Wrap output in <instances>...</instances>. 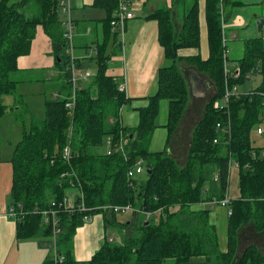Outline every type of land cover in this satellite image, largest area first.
<instances>
[{
	"label": "trees",
	"instance_id": "1",
	"mask_svg": "<svg viewBox=\"0 0 264 264\" xmlns=\"http://www.w3.org/2000/svg\"><path fill=\"white\" fill-rule=\"evenodd\" d=\"M120 0H94L93 5L104 10L106 32ZM129 3L130 0H123ZM199 1L170 0L145 16L156 20L157 39L164 49V63L157 70L156 90L146 97L147 105L138 109L135 127L121 126V108L129 102L117 77L107 74L106 43L115 41L116 33L96 46L95 56L85 64L71 59L65 27L59 15L60 0H0V117L5 112L2 97L15 92L14 79L18 59L29 53L36 28L42 27L48 36L53 65L58 70L59 96L45 100V117L32 122L24 131L10 157L12 168L8 207L16 210V237L25 239L49 233L42 225L40 209L51 201H59L79 182L83 202L91 208L89 214H102L103 225L117 226L123 232L121 241L105 238L90 259L77 262L72 256L73 238L78 227L85 224V212L59 214L61 232L59 252L66 264H260L261 254L248 246L236 259L233 241L240 225L253 220L257 230H264V151L253 144L251 131L264 116V39L261 36L243 40V56L235 67L238 77L224 75L226 45L222 43V19L229 0H204L209 54L183 57L180 48H197L200 43ZM27 4V9H26ZM229 9V12H228ZM230 8L227 6V16ZM264 17V16H263ZM178 19H180L178 21ZM79 70L90 69L89 82L77 91L73 109L65 106L71 91L70 64ZM205 74L213 86L200 119L191 132L187 160L180 166L167 152L188 101V89L182 64ZM261 75L260 84L249 93L232 96L228 106L214 108L225 88L241 85L250 75ZM167 101V140L165 148L149 150L151 135L157 127L160 102ZM222 131L216 124H227ZM257 129V128H256ZM111 138L113 152H98ZM217 138L215 143L213 139ZM119 141L123 150H116ZM106 146V145H105ZM68 149V158L64 150ZM115 151V152H114ZM141 160L144 179L129 178L128 170ZM236 163L239 172V198L229 200L231 214L227 216V252L219 250L215 227L209 222V208L193 210L191 205L211 202L226 196L229 168ZM151 174L146 172V167ZM10 199V200H9ZM126 205L139 210L130 221L120 223L116 214L99 210V206ZM42 264H49L46 256Z\"/></svg>",
	"mask_w": 264,
	"mask_h": 264
},
{
	"label": "crops",
	"instance_id": "2",
	"mask_svg": "<svg viewBox=\"0 0 264 264\" xmlns=\"http://www.w3.org/2000/svg\"><path fill=\"white\" fill-rule=\"evenodd\" d=\"M93 2L94 0H69L73 25V43L75 45L76 41L79 48L75 56L80 58V61L85 64L90 60H95L90 58L95 56L97 52L96 46L114 33L111 29L108 31L109 34L105 33V12L95 7ZM169 3L170 0H130L129 7L133 13V17L125 22L123 40H119L118 36L115 35V41L109 37L110 40L106 43L107 74L117 77L120 83L123 80L125 81V89L123 91L129 98V102L120 110L118 122L121 126L132 128L138 124V109L147 105L146 97L153 94L156 90L154 77L158 68L165 64L164 49L157 39L158 25L155 22L156 20L145 19V16L157 9V7L169 5ZM227 6L230 8V15L228 16ZM224 12L225 61L229 67L228 71H230L243 56V40L257 36L263 38V35L258 34V32L264 30V25L261 30H258L256 20L258 18H263L264 20V0H229ZM237 16L243 21L240 25L234 24V18ZM198 19L200 32L199 47L180 48L178 54L183 57L199 54L201 59L205 60L208 57L209 50L207 48V24L204 0L199 1ZM29 54L30 57L34 58L30 66L26 64V55L18 59V67L22 70L31 68L33 65L39 67L52 65V68H54L50 40L40 26L36 28ZM88 68L91 69L92 67ZM181 69L188 89V101L179 125L167 145L168 154L180 166L186 163L185 160H187L191 142V132L203 112L199 114V118L195 122L191 121L190 115L196 116L198 113V102L195 100L204 95L205 89L207 91L213 89L212 83L205 74L196 71L195 68L187 64H182ZM258 75L248 76L243 84L238 85V91L241 94H245L249 93V90H254L260 84L261 79L255 87H250L243 91L240 88ZM52 76L54 75L52 74ZM259 76L261 77V75ZM167 110V101H161L160 110L157 119H155L157 127L153 131L148 145L151 151H159L165 148L167 140V129L165 127ZM263 124L264 116L263 121L257 126L262 127L264 132ZM258 135L261 136V143L257 147L264 148V133ZM9 160L10 157L0 160V264H42L46 256H48L47 249L42 244L45 238L40 241L38 240L36 246L32 237L18 239L16 237V221L7 216L6 210L9 204L7 199L12 181V168ZM239 196L238 166L233 162L229 168V181L225 197L229 200H235ZM206 208L210 209L208 213L209 222L216 230V244H218L219 250L225 253L228 249L227 216L230 215L227 214L228 207L215 204V202H198L191 205V209L196 211ZM97 215L99 214L94 215L91 221L76 229L73 238L72 256L77 262L90 259L106 238L105 233L102 231L104 227L103 222L101 223L99 218H96ZM37 235L43 236L40 233ZM232 244L235 251L233 260L248 246H252L258 252L264 254V230H257L253 220H246L240 225ZM42 249H45L47 252V254H44V259L43 254L40 252ZM197 259L192 264H197L199 262ZM260 264H264V262Z\"/></svg>",
	"mask_w": 264,
	"mask_h": 264
},
{
	"label": "rangeland",
	"instance_id": "3",
	"mask_svg": "<svg viewBox=\"0 0 264 264\" xmlns=\"http://www.w3.org/2000/svg\"><path fill=\"white\" fill-rule=\"evenodd\" d=\"M16 1H19V0H9V2H16ZM26 9H27V4H26ZM95 10H100V9H95ZM59 15L61 19L64 20L65 17L61 11H59ZM179 20L180 19H178V21ZM258 34L263 35V39H264V30L261 32H258ZM119 40H123V39L119 38ZM73 46H74L73 47L74 56L71 57L72 60H74L76 57L75 53L77 54L79 51L76 41H75V45L73 43ZM29 55H30L29 53L26 55L27 56L26 64H28V66H30L31 63H33L34 61V58L30 57ZM180 63L185 64L183 62H180ZM92 67L95 70L96 65L93 64ZM52 74L54 76H52ZM57 75H58V70L55 67L52 68V65H49L46 67L44 66L39 67L37 65H33L31 66V68H27L26 70L17 71L14 75H12L14 79H18L20 80V82L16 83L14 93L5 94L1 98L4 104V107H5V112H3L4 114L0 117V160H4L7 157L8 158L11 157L12 151L15 148L17 142L21 139L24 131L30 129V126L33 121L41 120L45 117V111H44L45 110V100L52 96L53 91H57L58 89ZM260 79L261 77L259 75L255 78H252L242 88H240V90L243 91L250 87H255ZM122 89L123 90L125 89L124 80H123ZM211 90H209L210 91L209 93V91L205 89L204 95L202 97H198L195 100L198 102V105H197L198 113L196 116L190 115L191 121L195 122L199 118V114L204 109L205 102L211 96L212 94L211 92H213ZM250 91L251 90H249L248 92ZM63 98H65L66 100L67 96H63ZM255 129H256V126L251 131V137L253 140V144L257 147V146H260L261 136L257 134ZM105 150H106L105 145L97 149L98 152H104ZM144 176H146V174L141 173L137 177L144 179L145 178ZM71 185H72L71 188H68L66 190L67 194L78 195L80 191L82 192L79 182L78 184L76 181L75 183L72 182ZM230 190H231V186H230ZM99 207H102V206H99ZM137 214H140L138 209H135L132 211L127 210L123 213L119 212L116 214V220L120 223H126L127 221H130L132 219L133 215H137ZM90 215L92 217V214ZM101 217H102V214H99L96 216V218L97 219L99 218V220L102 223L103 218ZM102 231L103 233H105L104 235H106V238L112 239L114 241H121V239L123 238V232L117 226L111 223L108 224L107 227H103ZM44 238L45 236L37 235L33 237L32 240H34L35 246H36V243L38 242V240L40 241ZM40 252L41 254H43V259H44V254L45 253L47 254L48 251L46 252L45 249H42V251ZM163 264H173V262L172 260L168 259Z\"/></svg>",
	"mask_w": 264,
	"mask_h": 264
},
{
	"label": "built area",
	"instance_id": "4",
	"mask_svg": "<svg viewBox=\"0 0 264 264\" xmlns=\"http://www.w3.org/2000/svg\"><path fill=\"white\" fill-rule=\"evenodd\" d=\"M223 0H220V10L221 12H223ZM60 8H61V12L64 15V20H63V24L65 27V32H64V36L66 37L67 41H68V49L70 51V55L71 57H73V32H72V21H71V15H70V4H69V0H60ZM133 17V13L130 10L129 7V3L120 0L119 4H118V8L116 10V12L113 15V19L111 20V22L109 24H111V30L115 33H117V35L119 36L120 39H123V33H124V27H125V22ZM235 24H242L243 21L240 17H235L234 18ZM224 25H225V20L222 19V29L224 32ZM222 32V33H223ZM226 42V38L224 36L223 33V37H222V43L225 44ZM226 60V59H225ZM224 60V75H227L228 72H230L232 69H230V71H228L229 67L227 66L226 61ZM70 82H71V91L70 94L67 96L66 100H65V106L67 108L73 109L74 104H75V97H76V93L79 89H81L86 82H88L87 80H89V78L93 75L92 71L90 69H84V70H79L75 64L73 63V61L70 64ZM234 77H238L239 75V68L235 67L234 71L231 73ZM120 90H123V82L120 84L119 86ZM225 93L223 95V97L219 100H215L212 104L214 106V108H224L226 106H228V103L230 101V98L232 96H238L240 94V92L238 91V86L234 85L231 88H225ZM53 96H59L57 92L53 93ZM262 96L264 97V93H262ZM217 128L222 130V131H228L229 127L228 126V122L227 124H225L224 126L221 123H217L216 124ZM257 131L258 134H263V130L262 127H257V129H255ZM218 139L214 138L213 142H217ZM112 140L111 138H107L105 141V145H106V154H111L113 152V148H112ZM115 150H123V144L121 141H119L118 146ZM262 153L264 154V151H262ZM64 158H68V149L65 148L64 150ZM237 165V164H236ZM145 168L143 167V164H141V160H138L134 167L128 170L127 176L129 178H136L139 174H143L144 173ZM221 205V206H225L226 208L228 207V202L229 199L227 197H224L222 199L219 200H212L210 203H214ZM99 210L101 211H110V212H114V213H123L127 210H135L136 208L132 207L129 204L126 205H112V204H106V205H102V207H98ZM91 210V208L86 207V205L83 202V193L80 191V193H78V195H74V194H66L62 200L59 199V201H51L50 204L48 205V207L40 209L39 213L41 214L42 217V225L44 227H46L49 230V233L46 235L44 241H43V246L47 249L48 251V259H49V264H66L64 263V256L61 254V252H59V246H58V238H59V234L61 232V228H60V217L59 214L62 211H68L69 213H76V212H85V215L83 217V222H89L91 221V218H93L94 215H91L88 213ZM7 211V216L9 218H16V210L14 209V206H9ZM227 214H231V210L229 208H227Z\"/></svg>",
	"mask_w": 264,
	"mask_h": 264
},
{
	"label": "water",
	"instance_id": "5",
	"mask_svg": "<svg viewBox=\"0 0 264 264\" xmlns=\"http://www.w3.org/2000/svg\"><path fill=\"white\" fill-rule=\"evenodd\" d=\"M256 24H257V29H258V30H261L262 27H263V25H264V20H263V18H258V19L256 20ZM146 172H147L148 174H151V169H150L148 166L146 167Z\"/></svg>",
	"mask_w": 264,
	"mask_h": 264
}]
</instances>
